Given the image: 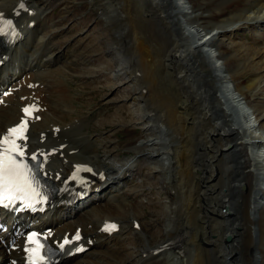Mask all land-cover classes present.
<instances>
[{"label":"bare ground","instance_id":"obj_1","mask_svg":"<svg viewBox=\"0 0 264 264\" xmlns=\"http://www.w3.org/2000/svg\"><path fill=\"white\" fill-rule=\"evenodd\" d=\"M33 1L34 0H19L17 3H15L16 0H0V11H3L4 13L9 15H13V13L17 10V6L20 2L25 3L28 8L29 4L32 5L31 2ZM40 1L42 3V6L40 8H35L37 11H35L36 13L34 12V5L32 6V18L36 20L35 27H38V22H41V24L39 25L41 30L38 31L37 34L36 31L32 32V28L28 26L29 22H26L27 12L26 10H21L20 14L16 16V21L21 32V39L17 45H7L4 50L7 58L5 59V64L0 72V82L3 85H18L19 88L15 92H13L12 95L5 98L8 103L7 105L0 106V133L6 128V126H8L18 118L20 106L22 104H24L26 101L37 99L42 104V106L45 107V109L43 111H40L41 120L33 123L31 126V131H33L31 137L33 148L46 146L59 149L60 144H66L62 149L58 150L59 153H63V156H56L49 163L48 169H50L54 173L56 171L62 173L63 171L69 170L72 163L74 162L89 163L90 165H92V167L95 168L96 174L91 178L93 183L90 187L89 192V194L92 193L91 196L93 197L87 200L85 203L76 202L74 204H71L70 206L61 205L59 207H55L54 211L56 213L48 216L46 221L55 223L57 226L61 225V228H56L55 234H61L64 231L70 230L78 225L83 227L82 229L84 235H93L92 237L95 238L94 246L92 249L88 250L89 252H85L81 256H77V260L71 263L64 262L62 264H97L98 261H100V252L92 253V251H95L94 249L99 245L102 246V248L107 247L108 243H110L114 239V235H98L96 231L101 224V220L111 219L109 218V215H111L110 210H112V206L110 204L113 200H118V196H121L120 191L118 192L119 188L117 187L119 183H128V172L131 167L130 161L132 162L134 158H130L125 160L124 162H121L118 155L114 153L112 155L109 154L110 152H112L110 150L104 152L102 155L96 153L93 136L88 135L82 131V128L86 127V124L88 123L85 122V120L88 119L87 116H70L71 118L69 122L63 124L59 123L60 117L62 116L63 118H66L67 112L69 111L65 108L63 112H60V109L62 107L73 108L72 104L69 103V85L64 81L65 76L63 73V68L67 65L74 64L71 58L67 59L66 56L62 55V51L60 50V48L58 49V47L48 45L46 42H44V40L46 39H53V36L50 32L49 34H47L49 30L52 31L53 29H51L52 25L45 23L46 20L41 16L44 13L43 10L48 8L47 6L49 0ZM155 1L156 2H154L153 0H138V2L142 4V7L144 2L151 4V6H149L148 8L150 11H153V18H158V20H160L161 26H163L165 29L168 24L172 22L173 18L168 20L169 16L166 15V13L163 14V10L157 8L156 5H160V7L162 6L163 0ZM123 2L124 4H127V8L130 7L129 10L134 11L131 0H124ZM103 4L107 7V9L111 5L107 0H103ZM171 8L172 14L176 16L174 17V19H177V15L181 14L182 9L176 4ZM99 12L103 11H101V9L97 10V13ZM128 13L127 15L130 14ZM107 15L108 14H106V16ZM241 21H244L245 23L257 22L259 24H263L264 0H251L246 8L242 9L241 11L235 12L228 18L218 23H214L211 28H209L211 30L207 32V29L204 30L203 28V30H201L202 32L200 30L196 31V28L194 26L195 24L191 25L194 23V21H192V23L190 22V24L188 25L189 32H192V34L195 35L197 41L202 40V43L198 44L196 40H194L193 42H188V39H183V37L175 38V40L171 39L168 51L165 56L167 59L172 61L173 59L178 58V51L184 53L186 51H189V53L192 51L193 54H195V52L196 54H199L201 53L200 47L209 45L211 39L213 38V35L218 33L216 30H219V32H221L224 27H228L229 25H238ZM108 22L109 20L100 21L99 19L98 25L107 26ZM137 26L138 24H135L131 27L132 31L135 30L133 37L135 46L133 45V47L134 51L138 55L137 57H140V54H142L141 59L144 61V64L149 65L150 63V74L148 76V80L150 81V91L148 92L150 94L149 96L143 94L149 90V86L146 85L141 91L140 79L135 76L136 73H134V71H132L131 68L127 65L124 66L126 58L125 55H123L124 52L122 50V40H119L116 33L112 31V26H110L111 28L107 26V29H104L105 33H112V35L110 36L111 42L106 43V45L110 51L109 56H111V59L114 61L115 67L117 69L116 72L118 73V76L114 77L118 79L120 76H122L123 79H128L127 82H129V84L127 85V89L131 92L129 96H131L130 100L134 107L133 110L136 111L139 115L138 118L142 119V123L146 124L148 126V129L152 130L153 136L149 137L145 141V151L147 152V156L151 158L153 169H156V172L160 175L161 178H163L162 188L167 191L165 204L160 211V215L163 218L162 230L158 234V238H160L158 239V241L151 240L149 237H147L148 234L145 235L146 232L144 231V229H140V232L138 233L141 235V237L137 236L139 241L136 242L135 246L137 249L136 262L143 260V256L147 258L156 257L155 259H157L162 253H165L169 255L166 257L168 262L167 264H210V261L213 260L215 261V264H221L220 258H218L219 252L224 246H227L224 245V242L222 240L221 227L227 222V220L217 219L218 221H220L219 227H216L217 230L214 228L216 231H212L216 232V234L214 233L215 236L212 235L214 237H211L212 241L207 244L206 248H204L196 238L198 237L199 233L203 231L202 229L197 228L198 225L202 224V221L206 219L205 204L207 202L206 199L209 194L208 192L212 188H215L214 185L218 184H216V181L218 182V179H220V175L217 172L218 170L212 164V160L217 155L219 156L221 152L223 153V151L225 150V146H227L228 149H230L231 147L230 143L227 142L226 139H224L222 134L224 133L226 134L225 137H228L230 135L231 140L235 142L236 145H238L237 151L239 152V156L243 158V162L246 163V168H244L245 172L248 174V178L244 179L243 183L245 193L242 194L243 223L241 225V237L239 239V244L237 247H230L231 258H237L236 255H238V251L242 250L244 261L246 264H264V106H260L257 111L253 113L250 108H248L249 110H247L242 107L243 110L241 109V113L243 115L240 113L242 117L245 114L248 115L246 117L244 116L243 120L242 118H240V120L238 121L240 122V126H237L235 123H233L234 121L232 120V118H230V116L224 112V110L222 109L223 107L221 108L222 105L219 101H217V110H219V112H215L217 115L214 114L213 111L210 113V115L206 114L208 116V119L206 121L198 122L192 115L196 104H186L185 102L181 103L180 101L179 103L187 107V110H185V108H181L179 105H177L178 103L175 104L171 101V99L168 98V96H166V101L168 102V104H166V109L168 111V114L166 116H162L164 117L162 118L163 123L161 122L163 126H159L160 123L158 122L160 117L157 120L158 117L155 118L156 113L152 115L149 112V106L147 105L148 100L163 101V98L160 97V95L153 87L154 79L152 75V69L153 66H155V51L153 49L147 50L146 47L143 48V44L138 38L140 35L136 34L138 30ZM178 26L180 34L185 33V27L181 28L179 22ZM26 31L29 32L30 35L32 33L36 34L34 41L31 42L32 45L30 46L28 45L33 38L29 36L27 37ZM138 32L141 34L140 31ZM217 35L220 34L218 33ZM245 46L246 47H244V45H241L240 43H238V45H233L232 50L242 52L244 58L236 65V67H234L232 74L233 76L239 75L243 70H248L250 73H254L253 77H251L249 82L245 85V89L248 90L254 89L260 83H264V76L260 73L264 72V47H256L255 45L252 46L251 44H247ZM31 47L32 49H30ZM74 47L68 45L65 48L64 52L74 53V51H76ZM196 48L198 49L197 51ZM184 53L180 55H184ZM84 60L85 59H83V61ZM188 60L190 59L188 58ZM59 62L60 64H58ZM139 65V73L142 74V77H145L146 67L141 63H139ZM196 70L198 72L201 71L197 68L195 69V71ZM217 75L218 77H221V74ZM203 76H205V74ZM123 79L121 78L120 81L122 82ZM171 81H173V83L176 82L173 78ZM123 83H125V81ZM217 87L220 90V86ZM191 89L192 87H184L182 91V95L185 93L184 99L190 100V102L194 101V99L196 100V98L198 97L197 93L192 97ZM234 91H236L235 94H238L240 98L233 95L232 90L226 88V94L232 100L233 104L239 103L240 101L238 102V100L240 99L244 100L245 97L243 89L235 87ZM244 106L248 107L247 105ZM206 107L208 108V106ZM227 107L228 105H226V108ZM53 127H55V130H57L56 135H53ZM165 128L170 132L168 137L175 136V145L171 146V144L167 143L166 140V143H162L163 137L161 135L163 134ZM196 128H199V130L197 131ZM41 132L47 133L46 139L44 141H41ZM213 132H216V136L213 135ZM197 136L199 137L196 138ZM191 141L198 142L199 149L204 152L203 154L205 155V157L201 159L200 162H198V164L196 165L193 164V161L199 160L200 157L198 158V155L196 156L193 154V149L196 147V145L193 148L191 146ZM213 142H217L216 147L211 146ZM74 148H79V150ZM71 150H73L72 153H70ZM164 152L170 154H166ZM172 154L173 159L171 160L169 155ZM205 163H209V168H211L212 166V170L214 171L206 175L204 181L201 183L197 179V174L198 176H200V173L202 172L201 165ZM231 167L234 166L227 167L226 171L229 172V170L232 169ZM222 169L223 167L221 168V170ZM173 188L177 191L176 194L174 193L176 197L179 196L182 198L181 211L185 215V219L183 221L184 225L187 226L184 227L185 229H181L184 230L183 247H181L180 245L178 246L181 235L178 234L175 236L172 234V232H170L171 219L174 214V205L177 204L173 199L174 195L171 196V191L174 190ZM96 202H98V204H96ZM219 203L220 204L216 205L221 206L224 202L220 201ZM212 205H215V203H213ZM231 208H233V206ZM253 211H257L258 219H252L251 213ZM90 213L93 214L90 215ZM219 214H223L222 209L220 210ZM86 215L89 218H86L87 220L85 219ZM193 216H196L197 218L195 222ZM132 218L136 219L134 218V216H132ZM118 219L120 222H124V220H126L127 218L118 217ZM217 220L214 223L217 224ZM189 222H191V225ZM252 224H255L256 226L257 236L255 239L251 235ZM189 226L193 227L190 228ZM214 241H216V244L214 243ZM165 242H168L167 249L161 248V250L157 254H155L154 252V254L152 253L153 249L161 247L160 244ZM189 244L192 246L191 251H189L187 248ZM102 248H99L98 250H101ZM103 250L104 249H102L101 251ZM206 250L211 252L212 257L209 258V260H207L205 257ZM0 255V264H13L9 261L10 258H15L18 256L15 251L8 254L6 248L2 245H0ZM192 256L193 259L191 261Z\"/></svg>","mask_w":264,"mask_h":264},{"label":"rangeland","instance_id":"obj_2","mask_svg":"<svg viewBox=\"0 0 264 264\" xmlns=\"http://www.w3.org/2000/svg\"><path fill=\"white\" fill-rule=\"evenodd\" d=\"M18 1L19 0H16L15 3ZM107 1L111 4L108 9L103 4V0H51L49 6L50 10L54 9L53 16L47 17L48 19L46 20L45 16H42L43 14L41 15L47 21L45 23L49 25L51 24V29H53L52 31L49 30L47 32V34H49V32L52 34L53 39L45 38L46 40H44V42L48 45L58 47V49L60 48L62 55L66 56L67 59L71 58L74 64L67 65L68 67L65 66L63 68L65 76L64 81L67 84H70H68V99L73 108L62 107L60 112H63L66 108L69 110V113L67 112V116L66 118L64 117V120L62 116L59 120H61V122L68 121L73 115L87 116L90 120H85V122L88 123L85 128L83 127L84 129L82 128V131L87 132L89 135L91 134L97 140L96 144V140L93 138L96 153L102 155L104 152L110 150L112 152L109 154L112 155L114 153L118 155L121 162L135 157L137 164L133 167L134 160L132 162L130 161V169L132 167L133 168L131 170L129 169L130 176H128V183H124L125 186L128 184L129 186L124 188L119 186L122 187L120 192H124L125 194V196L123 194H121L120 197L118 196V199H122V202H119L120 200H114L112 201V204H110L112 206V210H110L111 215H109V218L111 216L116 219L117 217L127 218L125 224L123 225L124 227L122 228L123 233L117 238V242H114L117 243L116 245L113 243V240H116V237L114 236V239L111 241L114 244H111L112 247H110V242L105 248H102L100 245L96 247L97 249H104L103 251L97 250L96 248L94 249L95 253L96 251L102 252L100 255L101 260L98 261L97 264H167L168 262L166 257L169 255L165 253H162L157 259H155L156 257L147 258L143 256V260L136 262L137 249L135 246L136 242L139 241L137 236L141 237L138 233L140 232V229L143 228L146 232L145 235L148 234L147 237L151 240L158 241L160 238H158V234L162 230L163 225V218L160 215V211L165 204L167 191L162 188L163 178H161L156 172V169H153L151 158L147 156V152L145 151V141L149 137L153 136L152 130L148 129V126L142 123V119L138 118L139 115L133 110L134 107L130 100L131 96H129L131 92L127 89V85L129 84V82H127L128 79H123L122 76L118 79L114 77L118 76V73L116 72L117 69L114 61L111 59V56H109L110 51L106 45V43L111 42L110 36L112 33H105L104 31L107 29V26L109 28L112 26V31L116 33L119 40H122L123 55H125L126 58L124 66L127 65L132 71H134V73H136L135 76L140 79L141 91L146 85L149 86V90L146 93L142 92L146 96L150 95L148 93L150 91V81L148 80V76L150 74V63L149 65L144 64V61L141 59L142 54H140V57H137L138 55L134 51L133 45L135 46V41L133 37L135 30H131L132 26L138 24L136 34L140 35L138 38L142 42L143 48L146 47L147 50L153 49L155 51V66H153L152 69L154 79L153 87L160 97L163 98V101L148 100L147 105L149 106L148 109L152 115L156 113L155 118L158 117L157 120L160 117L158 122L160 123L159 126H163L162 118L164 117L162 116H166L168 114L166 109V104H168L166 96H168V98L175 104L178 103L177 105L181 108H185V110H187V107L183 106V104H181L182 102H185L186 104H196L192 115L198 122L206 121L208 119L206 114L210 115L213 111L214 114L218 113L219 110H217V101H219L222 105L221 108L223 107L222 109L224 112L232 118L234 121L233 123L240 126V122L238 121L240 118L243 120V117H246L248 114H245L242 117L243 114L241 113L239 107L237 108V106L235 107V105H232V100L226 94V88H224L223 91H221V88L223 85H231L233 95L238 98L240 97L238 94H235L236 91H234V88L239 87L243 89L245 98L244 100H238V102L240 101L239 103L242 107L247 105L248 107H245V109L249 110L248 108H250L252 113L256 112L260 106H264V83H260L254 89L247 90L245 89V85L249 82L250 78L253 77L254 73H250L248 70H243L239 75L233 76L232 74L234 67H236V65L244 58L242 52L232 50L233 45H238V43H240L241 45H244V47H246L245 45L247 44H251L252 46L255 45L256 47H264V23H245L244 21H241L238 25H229L228 27H224L222 31L220 30L221 32L216 30L220 35H217L218 33L213 35V38L211 39L212 42L210 41L209 45L200 47L201 49H206L203 53L201 52L196 54V52L193 51L195 52V55L192 51L190 53L189 51H186L185 53L178 51V58L170 61L166 58L165 54L168 51L171 39L175 40V38L183 37V39H188V42H193L197 39L195 35L188 30L190 22L192 23V21H194L191 25L195 24L194 26L196 31L207 29V32L211 30L209 28H211L214 23H218L228 18L235 12L246 8L251 0H181L183 2L182 5L184 6H180L182 11L181 14L177 15V19H174L176 16L172 14L171 8L175 5L174 0H163L162 6L160 7V5H156L157 8L163 10V14L166 13V15L169 16L168 20L173 18L172 22L168 24L165 29L161 26L158 18H153V11H150L148 8L151 6L150 3L144 2L142 7V4H140L138 0H131L132 7L134 9V11H132L129 10L130 7L127 8L126 3L124 4V0ZM153 1L156 2L155 0ZM31 3L32 5L29 4L27 9L32 10V6L34 5V12L36 11L35 8H40L42 6L40 0H34ZM47 9H44L43 12ZM100 9L103 12L97 13V10ZM26 12V22L33 20L35 25L36 20L32 18L33 15L27 10ZM127 13L129 15H127ZM106 14L109 16H106ZM99 19L100 21L109 20L107 26L98 25ZM178 22L180 23L181 28L185 27V33L180 34ZM40 24L41 22H38V27L33 26L32 32L36 31L37 34L38 31L41 30L39 27ZM138 31H140L141 34ZM36 34L32 33L30 35L29 32L26 31L27 37L29 36L33 38L30 42L34 41ZM191 38H194V40L190 41L189 39ZM68 45H71L72 47L75 46L74 48L76 51H74V53L64 52ZM197 50L198 49L196 48V51ZM183 53L184 55H180ZM188 58L190 60H188ZM83 59L85 60L83 61ZM139 63L146 67L145 77H142V74L139 73ZM58 64H60V62ZM196 68L201 71H195ZM260 73L264 76V72ZM204 74L205 76H203ZM217 74H221V77H218ZM66 76H68V79ZM121 78L123 79L122 82L120 81ZM172 78L176 82L173 83V81H171ZM124 81L125 83H123ZM217 86H220V90ZM184 87H192V97L196 93L198 94L196 100L194 99L195 102H190V100L184 99L185 93L182 95ZM180 101L181 103H179ZM226 105H228L227 108ZM206 106H208L209 109ZM167 130L168 129L165 128L163 134L161 135L163 137L162 143L166 140V142L170 143L171 146L175 145V136L168 137L170 132ZM196 130L198 131L199 128H196ZM222 134L224 139L230 143L231 147L228 149V147L225 146L223 153L221 152L219 156L217 155L212 160V164L218 170L217 172L220 175V179H218V182L215 180L216 184H218L214 185L215 188H212L208 192L209 194L205 204L206 219H204L202 224L198 225L197 228H200L203 231L199 233L196 239L204 248H206L207 244L212 241L211 237L213 238L216 234V232L212 231H214L216 227H219L220 221L217 219L227 220V222L221 227L222 240L226 233L231 235V238L228 242L223 240L224 245L227 246L222 248L219 252L218 258H220L221 264H246L242 250L238 251L237 254L239 256L236 255L237 258L234 257V259L231 258L230 250V247L234 248L238 246L239 239L241 237V225L243 223L242 194L245 193L243 183L244 179L248 178V174L245 172L246 163L243 162V158L239 156V152L237 151L238 145L231 140V136L229 135L228 137H225L226 134ZM213 135L216 136V132H213ZM198 137L199 136L196 138ZM191 143L193 148L196 145L193 149V154L196 156L198 155V158L200 157L199 160H195L196 162L193 161V164L196 165L205 157V155L203 154L204 152L199 149L198 142L191 141ZM216 143L217 142H213L211 146L216 147ZM74 149L79 150V148ZM169 156L172 160L173 154ZM230 166L234 167H231L232 169L227 172L226 168ZM201 167L202 172L200 173V176L197 174V179L202 183L205 176L214 170H212V166L209 168V163H205L201 165ZM222 167L223 169L221 170ZM174 193L176 194L177 191L173 193L171 192V196L174 195L173 199L177 204L174 205V214L171 219L170 232H172L175 236L178 234L181 235L178 246L180 245L183 247L184 230L181 229H185L184 227L187 226L184 225L183 221L185 219V215L181 211L182 198L179 196L176 197ZM125 198L127 199V202ZM220 201L224 203L221 206L216 205L220 204ZM213 203H215V205H212ZM224 205L226 206L225 209ZM230 205L231 207L233 206V208H231ZM221 209L223 211L222 215L219 214ZM93 213H90V215ZM132 216L136 219H132L130 224L129 220ZM251 217L252 219H258L257 211H253L251 213ZM86 218H88L87 215L85 216V219ZM193 219L195 222V220H197L196 216H193ZM138 220L140 222H138ZM216 220L218 225L214 223ZM133 221H136L140 225L138 229H134L132 227ZM191 222H189L190 225ZM189 227L192 228L193 226ZM251 235L254 239L257 236L255 224L251 225ZM214 243L216 244V241H214ZM187 248L189 251L192 250V246L190 244ZM93 252L94 251H92V253ZM162 255L163 258L161 257ZM205 257L209 260V258L212 257L211 252L206 250ZM192 259L193 256L191 261ZM210 264H215V261H210Z\"/></svg>","mask_w":264,"mask_h":264},{"label":"snow or ice","instance_id":"obj_3","mask_svg":"<svg viewBox=\"0 0 264 264\" xmlns=\"http://www.w3.org/2000/svg\"><path fill=\"white\" fill-rule=\"evenodd\" d=\"M20 7H24L23 3ZM12 28L13 25L10 20L0 19V33H8ZM12 34L16 35L14 31ZM23 111L28 115L31 114L30 108H25ZM25 129L26 121L22 120L18 126L8 129V134L0 138V205L5 207L17 200H30V194L38 195L30 175L31 169L23 159L24 151L21 145L17 143L18 140L26 138L24 136ZM32 159L35 160L36 156L33 155ZM24 206L32 207V204L29 202ZM104 227L105 230L111 231L116 228V225L105 224ZM76 238L78 239L79 236L77 235ZM27 239L35 245V247L26 249L32 256L31 264L42 262L43 256L40 254V250L43 245L36 239V234L33 233Z\"/></svg>","mask_w":264,"mask_h":264},{"label":"water","instance_id":"obj_4","mask_svg":"<svg viewBox=\"0 0 264 264\" xmlns=\"http://www.w3.org/2000/svg\"><path fill=\"white\" fill-rule=\"evenodd\" d=\"M227 239H229V236H227Z\"/></svg>","mask_w":264,"mask_h":264}]
</instances>
